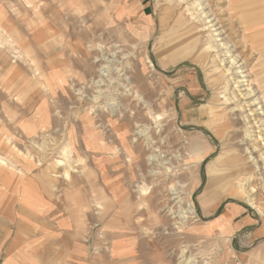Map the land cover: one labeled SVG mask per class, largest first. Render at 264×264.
Masks as SVG:
<instances>
[{
  "label": "rangeland",
  "instance_id": "374dc122",
  "mask_svg": "<svg viewBox=\"0 0 264 264\" xmlns=\"http://www.w3.org/2000/svg\"><path fill=\"white\" fill-rule=\"evenodd\" d=\"M99 1L91 0L77 17L81 48L60 76L61 132L44 138L46 160L54 155L68 165L74 153L82 159V134L90 125L108 128L109 153L120 148L125 191L135 195L120 233L135 241L128 264H257L255 253L263 249L252 252L258 243L252 234L264 232V217L234 192L254 170L242 160L248 152L239 149L240 112L227 100L224 76L210 70L195 37L185 31L196 4ZM201 1L234 20L232 30L253 51V76L264 91V55L258 50L264 45V0ZM210 197L203 206L201 200ZM104 219L86 218L88 230L94 229L89 243Z\"/></svg>",
  "mask_w": 264,
  "mask_h": 264
},
{
  "label": "crops",
  "instance_id": "0c3cea01",
  "mask_svg": "<svg viewBox=\"0 0 264 264\" xmlns=\"http://www.w3.org/2000/svg\"><path fill=\"white\" fill-rule=\"evenodd\" d=\"M90 2L0 0V264L133 262L135 241L120 233L135 195L125 191L120 148L109 153L108 128L90 125L84 157L69 155L68 165L53 151L46 160L43 146L61 132L60 76L81 48L77 17ZM87 217L105 218L90 243ZM253 230L252 252L264 250L263 230Z\"/></svg>",
  "mask_w": 264,
  "mask_h": 264
},
{
  "label": "bare ground",
  "instance_id": "6f19581e",
  "mask_svg": "<svg viewBox=\"0 0 264 264\" xmlns=\"http://www.w3.org/2000/svg\"><path fill=\"white\" fill-rule=\"evenodd\" d=\"M189 1L196 4L195 15L187 19L185 31L195 37L200 52L206 55V65H210V70L214 73L219 71L224 76V88L229 91L227 100L234 103L233 108L240 112L238 116L240 119H235L240 126L235 129L237 132L243 131L244 135L240 140L239 149L243 151L244 148L248 152V156L246 158L244 156L242 160L244 163L250 160L254 170L252 173L249 172L251 174L249 183L247 185L238 183L234 187V192L245 198L250 206L264 217V91L259 89L253 76L251 64L253 51L249 50L247 42L242 41V37L232 30L233 19L224 18V15L221 17L222 9L210 7V4L207 5L201 0H179L185 3ZM255 25L260 26L261 21ZM259 46L260 54L264 55L262 42ZM211 183L212 181L208 187ZM210 199L213 198H203L201 204L203 206L210 204L212 201ZM255 255L257 264H264V252L256 251Z\"/></svg>",
  "mask_w": 264,
  "mask_h": 264
}]
</instances>
